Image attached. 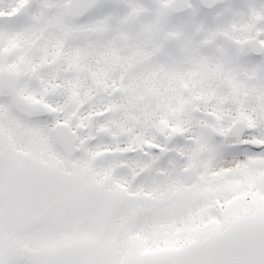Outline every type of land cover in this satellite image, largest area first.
<instances>
[{
  "label": "snow or ice",
  "instance_id": "6c2138e0",
  "mask_svg": "<svg viewBox=\"0 0 264 264\" xmlns=\"http://www.w3.org/2000/svg\"><path fill=\"white\" fill-rule=\"evenodd\" d=\"M0 264H264V0H0Z\"/></svg>",
  "mask_w": 264,
  "mask_h": 264
}]
</instances>
